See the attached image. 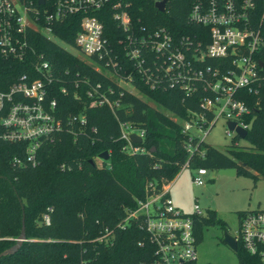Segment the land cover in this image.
<instances>
[{"label":"trees","instance_id":"trees-1","mask_svg":"<svg viewBox=\"0 0 264 264\" xmlns=\"http://www.w3.org/2000/svg\"><path fill=\"white\" fill-rule=\"evenodd\" d=\"M125 1L130 24L135 29L166 28L174 40L182 36L200 39L203 34L200 27L187 20L188 9L196 0H166L163 12L154 8V0ZM102 23L109 46L120 57L121 68L117 73L130 75L137 93H129L117 84L115 77L93 71L58 44L40 37V50L60 78L71 81L85 76L92 84L99 81L113 90L108 97L118 98L119 107L113 113L106 106L88 107L81 83L76 89L78 98L70 93L61 95L55 86L51 96L56 100L58 114L64 119L83 112L87 120L84 132L76 137L63 132L52 143L42 144L34 166L12 165L14 155L23 156V144L0 142V252L15 243L22 225L25 239L15 252L0 256V264H138L152 256L146 234L133 224L124 229L117 228V224L127 209L135 207V200L143 196L146 182L160 187L172 180L185 162L191 170L234 168L235 175L248 176L253 182L256 174L264 177V93L255 96L244 89L236 91L249 106L250 113L244 117L248 124L246 146L234 144L237 139L233 138L226 150L221 151L195 138L188 141L189 136L181 131L178 120L188 119V111L199 113L198 102L208 94L185 96L179 88L167 86L148 89L136 76L133 65L126 62L122 46L117 43L124 33L108 14ZM77 27L78 18L67 17L54 28V33L58 41L72 44ZM205 40L204 36L202 43ZM210 63L214 65L216 61ZM22 72L24 66L20 63L0 59V90L6 89ZM205 113L210 119L211 114ZM118 121L142 129L138 146L143 152L128 154L122 149L125 142L119 138ZM188 142L197 143L203 155H189L185 148ZM102 151H107L108 158L99 160L97 165L95 160ZM44 214L48 224L42 221ZM206 225L225 230V223L207 209L203 216L195 218L197 244ZM105 230L110 235L98 241ZM235 254L237 264H257L256 258L239 243ZM181 264L198 263L193 260Z\"/></svg>","mask_w":264,"mask_h":264},{"label":"built area","instance_id":"built-area-1","mask_svg":"<svg viewBox=\"0 0 264 264\" xmlns=\"http://www.w3.org/2000/svg\"><path fill=\"white\" fill-rule=\"evenodd\" d=\"M126 7L125 0H0V59L24 66V72L0 90V142L23 144V156L14 155L12 165L34 166L42 144L52 143L63 132L74 137L84 132L87 120L83 112L60 117L51 96L53 87H58L61 95L70 93L78 98L76 89L81 83L88 107L106 106L112 113L119 107L118 98L108 97L113 90L99 81L92 84L85 76L71 81L60 78L40 50V37L58 44L93 71L115 77L120 87L134 93L128 89H135L130 75L117 73L120 57L109 46L103 30L102 20L107 14L124 33V38L117 40L124 59L133 65L136 76L148 89L167 86L179 88L185 96L208 94L198 102L199 113L188 111V119L176 118L181 131L189 136L188 141L195 138L203 142V136L219 118L225 122V134H232V139H240L235 128L248 131L244 117L250 113L249 106L236 91L244 89L255 96L264 93V0H196L188 9L187 20L202 29L200 39L182 36L174 40L166 28L160 27L152 31L135 29ZM67 17L78 18L72 44L58 41L54 33V28ZM67 71H63L64 77ZM205 112L211 114L210 119ZM228 122L233 123L232 129L227 127ZM117 123L119 138L125 142L122 149L128 154L143 152L138 144L129 141L133 133L142 140V129L129 122ZM196 130L201 131L202 137L195 134ZM185 148L189 155H203L197 143L188 142ZM186 165L185 162L182 168ZM194 171L189 182L203 185L206 170ZM170 182H163L160 187L146 182L143 196L135 200V207L127 209L117 224L121 229L133 224L146 234L152 256L138 264H181L196 259L195 218L203 216L205 210L201 212L195 197L191 199V213L178 210L169 198ZM237 216V231L230 234L236 248L239 243L256 258L257 264H264V210L245 211ZM42 221L48 224L46 214ZM107 235L110 231L105 230L97 240Z\"/></svg>","mask_w":264,"mask_h":264},{"label":"rangeland","instance_id":"rangeland-1","mask_svg":"<svg viewBox=\"0 0 264 264\" xmlns=\"http://www.w3.org/2000/svg\"><path fill=\"white\" fill-rule=\"evenodd\" d=\"M128 89L137 93L134 88ZM169 116L177 120L172 115ZM225 127L224 120L217 119L202 140L213 148L225 151L233 136L225 134ZM195 134L202 137L201 131L196 130ZM236 142L240 146H246L244 139H237ZM95 162L98 165L99 160L96 159ZM194 172L188 167L182 168L170 182L169 198L182 213H191V199L195 197L201 212L207 209L213 211L225 223V230L235 235L239 211L264 210V177L255 173L256 179L253 182L245 175L226 176L219 175L216 170H206L204 184L194 186L189 182V177ZM221 232L216 225L202 228L201 241L195 248L196 263L237 264L236 254L222 243Z\"/></svg>","mask_w":264,"mask_h":264},{"label":"water","instance_id":"water-1","mask_svg":"<svg viewBox=\"0 0 264 264\" xmlns=\"http://www.w3.org/2000/svg\"><path fill=\"white\" fill-rule=\"evenodd\" d=\"M165 2H166V0L155 1L153 4L154 8L157 11L163 12ZM39 3H42V0H39ZM227 127L229 129H232L233 123L228 122ZM235 130H236V134L238 135V137L240 139H244L246 137L247 132L245 130L240 129L239 127L235 128ZM129 141L131 143L139 144L141 142V138L138 135H136L135 133H133V134L129 135ZM98 158H101L102 160H106L108 158L107 151H102L99 154ZM239 164L244 166V164H242V163H239ZM218 174L219 175L222 174V175H226V176H234L235 175V169L234 168H221L220 170H218ZM22 221H23V217L21 216V222ZM22 224H23V222H22ZM221 234H222V239H221L222 243H224L230 249V251H233L235 253L236 252V242H235L234 238L226 230H222ZM15 239H16L15 243L10 248H7V249L1 251L0 256L6 255V254H12L18 248L20 243L25 240L24 239L23 225L21 226L19 235Z\"/></svg>","mask_w":264,"mask_h":264}]
</instances>
